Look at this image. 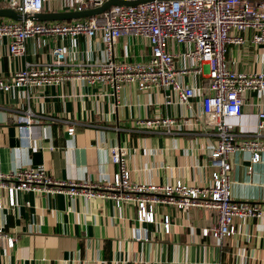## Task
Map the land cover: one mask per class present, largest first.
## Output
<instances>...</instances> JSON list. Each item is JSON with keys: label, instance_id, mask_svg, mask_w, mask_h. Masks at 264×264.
Segmentation results:
<instances>
[{"label": "crops", "instance_id": "obj_1", "mask_svg": "<svg viewBox=\"0 0 264 264\" xmlns=\"http://www.w3.org/2000/svg\"><path fill=\"white\" fill-rule=\"evenodd\" d=\"M5 7L7 0H0V8ZM66 10L55 1L47 2L43 12ZM253 34V30H245L241 44L226 45L225 58L231 68L264 71V43H253ZM9 41L7 36L0 37L1 76L20 69L25 61H51L55 44L62 45L69 61H93L102 56L99 36H32L23 56L9 55ZM183 48L169 44L173 51ZM148 50L146 40L134 36H121L114 46L120 61L143 59ZM175 66L183 67L180 57L175 58ZM200 68V72L190 70L181 76L195 91L190 110L176 100L167 104L162 88L139 90L123 84L115 92L106 83H88L79 77L59 85L0 91V172L42 166L57 181L104 184L117 170L110 161L109 147L118 144L125 147L134 182L209 184L216 136L199 117L207 67L202 64ZM27 109L31 135L24 139L14 115ZM263 109L264 93L259 98L256 92L246 91L241 115L227 117L226 122L238 134H252L258 111ZM157 116H190L192 121L172 133L133 127L136 119ZM69 125L74 126L72 135L67 133ZM250 157L247 151L228 157L232 196L264 205V153L255 164ZM15 201V207H8L3 192L0 225L15 242L8 247L6 239L0 238V264H264V219L235 218L236 232L219 243L201 235V229L215 221L214 212L202 207L185 212L158 204L155 222L144 223L149 240L140 242L134 237L138 221L133 200L116 206L111 198L23 190L16 193ZM164 215L171 222L168 233L161 224Z\"/></svg>", "mask_w": 264, "mask_h": 264}, {"label": "built area", "instance_id": "obj_2", "mask_svg": "<svg viewBox=\"0 0 264 264\" xmlns=\"http://www.w3.org/2000/svg\"><path fill=\"white\" fill-rule=\"evenodd\" d=\"M57 0H7L9 8L22 14L43 12L47 2ZM109 0H62L66 11H85L103 5ZM142 1L135 5H112L101 13L71 20H13L0 19V37L10 38V56H23L26 42L32 36L52 38L99 36L103 45L102 56L96 60L69 61L62 45L52 48V60L44 63L25 61L24 65L7 76L0 75V91L28 87L59 85L65 80L79 77L88 83L102 82L113 91L123 84H133L139 90L162 88L166 103L174 100L191 109L194 88L183 82L181 76L190 70L200 72L206 65L205 81L202 85V121L209 125L216 136L210 158L214 170L209 184L205 186L174 183L134 182L126 165V150L118 144L109 147L110 161L117 165L109 182L57 181L51 178L42 166H25L0 172V208L2 194L6 193L7 206H16L17 192L35 191L64 193L67 196L111 198L119 206L124 201L136 203L134 227L136 241L147 242L149 231L144 223L155 222L154 207L158 204L173 205L187 211L202 207L214 212L215 221L201 229L202 236H210L217 242L236 232L235 218L264 219V205L260 202L235 200L230 179V154L247 151L250 162H260L264 153V109L258 111L255 131L241 135L226 122L227 117L240 116L244 107V92L254 91L260 98L264 93V71L245 72L230 67L225 58L227 44H241V33L251 29L252 42L264 43V0H123ZM121 36L143 38L148 52L143 59L117 60L114 52L116 40ZM183 45V50L173 51L169 44ZM183 62L176 69L175 58ZM194 64V65H192ZM194 66V67H193ZM200 119V118H199ZM21 137L31 135L30 110L14 115ZM190 116L145 117L133 121L140 130H163L172 133L181 125H189ZM74 126L67 127L72 135ZM238 136H244L239 138ZM251 165L248 172L251 171ZM165 233L170 231V218L164 215L161 221ZM0 238L12 247L15 238L0 225Z\"/></svg>", "mask_w": 264, "mask_h": 264}, {"label": "water", "instance_id": "obj_3", "mask_svg": "<svg viewBox=\"0 0 264 264\" xmlns=\"http://www.w3.org/2000/svg\"><path fill=\"white\" fill-rule=\"evenodd\" d=\"M142 1H123V0H109L103 5L93 8L91 10L85 11H61V12H39V13H30V14H22L17 12L16 10L5 7L0 8V17H7L13 20H38V21H51V20H71L76 18L87 17L90 15L98 14L109 8L112 5H135Z\"/></svg>", "mask_w": 264, "mask_h": 264}, {"label": "rangeland", "instance_id": "obj_4", "mask_svg": "<svg viewBox=\"0 0 264 264\" xmlns=\"http://www.w3.org/2000/svg\"><path fill=\"white\" fill-rule=\"evenodd\" d=\"M57 3L62 5V0H57Z\"/></svg>", "mask_w": 264, "mask_h": 264}]
</instances>
